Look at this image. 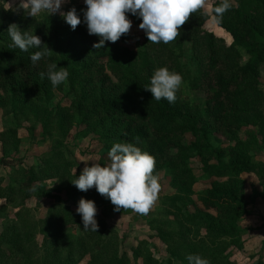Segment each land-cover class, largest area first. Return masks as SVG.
Listing matches in <instances>:
<instances>
[{
	"label": "trees",
	"instance_id": "16d2710c",
	"mask_svg": "<svg viewBox=\"0 0 264 264\" xmlns=\"http://www.w3.org/2000/svg\"><path fill=\"white\" fill-rule=\"evenodd\" d=\"M220 2L221 0L211 2L210 15L215 25L231 37L229 44H225V38L214 30L211 32L203 28V23L206 24L208 19L203 10L193 14L180 29L183 33L190 28V33L187 34V58L194 67L191 86L200 89L203 94L201 109L189 106L177 94L175 103L152 99L151 92L145 90L144 86L150 85L156 68L149 63L150 57L146 53L140 57L137 67H131L129 52L121 44L126 35L121 36L115 43L105 41L103 47L94 48L93 45L99 43L100 38L88 33L82 11L86 4L81 0H69L63 10L66 12L75 7L80 15L82 23L74 30L60 14H39L32 17L1 7L0 109L8 112L15 120L19 115H35L48 103L51 90L64 85L67 88L69 103L56 104L49 115L43 117V120L51 117V120H47L51 123L46 124L63 132L74 122L81 126L78 135L98 134L108 151L114 143L135 144L155 157L154 172L160 168L171 172V184L176 187L177 192L173 198L186 202V192L195 177L184 167L180 153L185 149L194 151L201 157V172L211 178V182L197 197L204 210L196 206L192 211L184 212L187 219L202 220L207 231L213 236L235 232L234 217L242 213L244 204L241 195L242 180L239 175L252 172L264 180V165L247 156L239 147L244 145L215 146L210 138L214 131L224 134L232 132L243 121L241 116L246 113V106L251 107L253 102L252 92L255 89L251 90L250 86L258 74L259 66H262L264 76V0H234L233 3L230 2L231 9L225 12L222 18H218L212 8ZM127 15L134 23H141L138 16L131 13ZM13 23L18 25L22 32L38 35L45 44L42 47L48 46L53 50L51 56L34 66L30 59L31 54L40 49L30 48L27 52L18 48L10 49L12 40L7 30ZM181 40L182 38L179 42ZM172 55L170 53L167 58ZM243 55L246 60L241 63ZM101 58H104V62L100 61ZM51 62L69 72L67 81L55 87L47 76L44 79L40 77V72H46L47 64ZM256 116L262 133L260 147L264 148V112H259ZM185 134L191 137L187 145L180 142ZM172 149L176 152H170ZM61 155L60 151L51 149L35 172L33 167L17 170L19 186L16 189L9 187L7 197L20 194L28 198L31 192L37 200L50 196L47 190L41 186L42 189H38L34 184L40 179L38 175H54L69 193L83 192L71 182L81 171L70 174L65 168L67 163L60 160ZM211 158L213 162H210ZM1 162L7 163L3 158H0ZM93 192L95 191L88 190L83 192V195H91ZM99 199L98 197L97 200ZM51 208L48 212L53 214V217L46 215L43 220L32 221H37L40 227V248L49 258L58 250V244L64 237L59 224L67 221L74 224L79 231L91 230L83 228L80 214L59 207L55 208L53 213ZM27 209L21 207L16 212L18 221L21 222L23 211ZM209 210L215 211L210 214ZM4 231L6 232L5 229ZM184 235L181 233L180 237L183 238ZM11 241L16 248V258L12 264H25L19 251V236H15ZM71 244L69 236L68 247ZM81 245L82 242L75 240V246ZM140 248H135L132 254L140 260V264H163ZM166 251L177 264H189L186 256L195 252L204 256L201 255L204 252L199 251L194 244L177 240H169ZM208 256L210 264H220L216 257ZM68 259L69 255L63 263L69 264ZM126 262L124 255L109 260L110 264Z\"/></svg>",
	"mask_w": 264,
	"mask_h": 264
},
{
	"label": "rangeland",
	"instance_id": "374dc122",
	"mask_svg": "<svg viewBox=\"0 0 264 264\" xmlns=\"http://www.w3.org/2000/svg\"><path fill=\"white\" fill-rule=\"evenodd\" d=\"M212 1L207 0L204 6L203 11L207 13L208 19L206 21L205 18L206 24L204 22L202 26L207 31L214 30L218 35L223 36L224 43L229 44L231 42L229 34L217 27L211 18ZM81 2L84 3V0ZM230 2L233 3L234 0ZM24 3H27V0H24ZM20 4L21 0H0V8L28 14L20 7ZM66 5L67 3L62 4L61 11ZM185 31L175 42L154 44L148 41L145 31L132 21L131 30L121 44L129 52L128 59L131 61L132 68L137 67L140 57L146 53L150 57L149 63H152L155 68L162 66L180 73L183 83L176 93L177 96L189 106H197L201 109L203 94L200 89L191 86L194 67L187 58L189 46L187 34L190 33V28ZM240 51L243 54V50ZM170 53L173 55L168 59L167 56ZM245 60L246 56L243 55L240 62ZM100 61L104 62V58ZM250 89H255L252 92L254 98L251 107L246 106V113L241 116L243 121L230 133L212 132L210 141L215 146L242 144L244 146L239 145V147L247 156L264 165V148L260 147L262 133L258 116L255 117L259 112H264L262 66H259L258 74L252 81ZM68 100L67 88L63 85L61 88L51 90L48 103L44 104L35 115H19L15 120L8 112L5 113L0 109V158L7 162L0 163V192L3 193H0V264H12L15 261L14 249L16 248L11 241L15 236H19V251L23 255L25 264H64L63 260L67 258V255L70 256L69 264H110L109 260L112 257L117 258L120 255L127 258L126 264H140V260L132 255L133 250L138 247L163 264H177L178 262L166 251L169 240L194 244L199 251L204 252L201 254L204 255L201 256L202 258L208 260L210 255L220 260V264H264V180L252 172L239 175L242 180L241 195L244 204L241 208L242 213L234 217L236 231L225 235H210L204 225L205 222L198 219L191 221L184 213L192 211L196 206L204 210L197 197L202 190L209 187L211 182V178L201 172V157L192 150L185 149L180 153L184 167L188 168L189 174L195 177L186 192L187 202L180 198H173L177 192L176 187L171 184V172L160 168L154 174L159 177L161 190L157 201L147 215L137 214L131 209L115 211L111 201L100 195L95 187L90 189L95 191L91 195L84 196L83 192L69 193L54 175H38L40 179L34 183L38 189L47 190L50 196L37 200L31 192L28 198L20 194L7 197L9 187L16 189L19 186L16 171L33 167L35 172L42 165L43 157H46L51 149L60 151L62 154L60 160L67 163L65 168L70 174L81 171L85 166L84 161H87L89 166L93 162L100 163L102 166L109 163V151L99 139L98 134L78 135L81 126L74 122H71L63 132L46 124L51 123V117L44 119V122L43 117L48 116L56 104L67 105ZM48 119L50 120L47 121ZM190 140V135L185 134L180 142L187 145ZM170 152L174 153L176 150L172 149ZM210 162H213L212 158ZM59 168L61 169V166ZM81 197L95 202L98 232L92 230L82 232L77 230L74 224L65 221L59 224L64 237L58 244V250L50 258L45 256L40 248V227L37 221H32L43 220L46 215L53 217V214L50 215L48 212L51 207L53 213L57 207L77 213L76 209ZM98 197L99 200H97ZM21 207L28 209L23 211L20 222L16 212ZM214 211L209 210L210 214ZM181 233L185 234L183 238L180 237ZM69 236L72 241L70 247L67 245ZM74 239L82 242V245L75 246Z\"/></svg>",
	"mask_w": 264,
	"mask_h": 264
},
{
	"label": "clouds",
	"instance_id": "9594fccd",
	"mask_svg": "<svg viewBox=\"0 0 264 264\" xmlns=\"http://www.w3.org/2000/svg\"><path fill=\"white\" fill-rule=\"evenodd\" d=\"M69 0H21L20 7L32 17L42 12L49 15L57 12L74 30L82 23L75 7L64 12L62 4ZM207 0H84L83 22L87 25L90 35L100 38L94 48L103 47L105 41L117 42L121 36L129 34L132 21L128 13L141 18L139 28L144 30L148 41L154 44L175 42L181 35V27L193 14L204 9ZM230 0L221 2L212 8L216 17L222 18L230 10ZM207 15V13H203ZM8 34L12 44L9 48H18L27 52L30 48L40 49L31 54V62L35 66L39 61L50 57L52 49L45 45L38 35L21 31L16 24H10ZM45 76L53 87L63 84L69 77L66 68L54 62L47 64V71L40 72L41 79ZM183 83L180 73L170 71L167 67H158L154 70L150 85L145 90L152 94L156 101L167 100L175 103L176 93ZM109 163L102 166L93 162L91 166L85 162L79 176L71 182L78 190L86 192L93 187L96 191L109 199L115 211L131 209L137 214L147 215L158 199L161 190L158 175L154 174L156 160L153 155L142 151L133 143H114L108 152ZM77 213L80 214L84 229L98 232L96 220L97 208L90 199L80 198ZM189 264H210L198 254L186 256Z\"/></svg>",
	"mask_w": 264,
	"mask_h": 264
}]
</instances>
